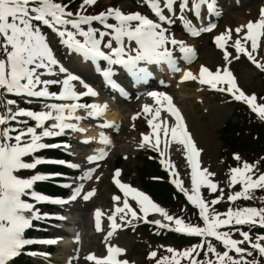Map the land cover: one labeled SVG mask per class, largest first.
<instances>
[{"label":"snow or ice","instance_id":"6c2138e0","mask_svg":"<svg viewBox=\"0 0 264 264\" xmlns=\"http://www.w3.org/2000/svg\"><path fill=\"white\" fill-rule=\"evenodd\" d=\"M96 2L97 0H82L80 7L73 12L69 4L56 0H0V264H15V260L21 255H35L26 251L30 245L57 243L54 239L25 238L26 230L34 227L33 221L52 217L40 213L35 204L27 202L24 197L36 204L63 205L75 201L81 195L80 186L73 189L70 199L67 200L51 198L34 190L37 182L53 179L60 175L58 173H36L28 178H22L18 173L35 170L41 164L52 163L78 168V165L68 164L63 160L53 161L37 157L35 153L60 146L44 143L45 139L64 136L69 132L81 133L83 129L79 126V121L82 117L77 115L78 111L83 110L88 118L99 119L108 107L106 104L101 106L80 102L83 97L95 98L98 93L79 75L70 72L57 58L44 29L55 35L59 45L69 56L76 55L82 62L94 66L103 83L119 96L126 98L127 91L115 79L121 72L130 78L133 85H146L153 75L149 66H164L171 72L180 71L174 52L178 51L180 59L187 63L195 58V49L183 40L176 39L170 32L171 26L180 22L183 30L195 38L213 31L216 27L214 23L195 26L196 20L203 19L202 8L206 9L208 15H220L218 0H142L153 18L139 12L125 14L114 8L96 15L85 14V6H93ZM110 20L114 22H109ZM231 31L226 30L225 34L216 36L214 41L224 51V60L228 63L231 60L226 44L231 39ZM235 32L239 38L232 45L236 53L233 59L246 56L258 69L264 71V64L259 63L254 55L264 38V9H261L260 17L255 22L249 21L236 28ZM249 44L250 49L246 47ZM189 80H196L201 85L209 86L211 90L231 95L236 101L246 104L252 113L264 121V104L258 103L255 94L246 95L238 87L235 76L227 66L218 68L215 72L201 66L198 77L185 71L181 82ZM77 84L85 91L77 92ZM55 85L60 86L58 93L49 90L50 86ZM148 95L160 107L155 110L148 105L143 107L145 114H151L148 124L152 133L151 136L142 135L141 147H151L160 154L161 163L173 177L171 182L198 210L203 226L188 224L169 215L143 192L114 179L115 185L123 194V200L118 196L113 197L116 206L112 215L107 217L110 230L106 239L124 225L143 220L159 228L202 238L201 243L180 253H174L169 248L167 251L173 253L172 257H165L157 264H180L181 258L188 259L189 264H259L256 256L264 258V234H258L253 240L250 231H243L237 226H248L250 230L256 227L264 229V197H259V207H237L229 208L224 213L217 212L214 206L222 201L224 190L210 179L214 173L201 168L198 159L201 150L187 131L181 113L173 105L171 97L154 91ZM17 98H26L29 104L33 100L64 103H45L46 111H32L18 107ZM162 108L175 118L176 123L171 128L166 121H159ZM29 120L34 122V126L29 125ZM49 121L52 123L49 124ZM99 127L118 129L119 125L104 122ZM99 142L106 146L110 144L103 134ZM172 143L181 145L186 154L185 158L191 169L190 191L178 179L175 166L164 158ZM64 147L69 145L65 144ZM106 155V151L102 150L89 157L88 162L96 163L105 159ZM26 157H31V160H26ZM234 159L239 161V155H234ZM92 171L90 169L81 179H90ZM120 174L117 170L114 176L118 178ZM228 183L230 188L240 185V191L228 195L229 203L238 200L256 201V193L264 191V172L257 174V164L244 162L241 166L230 169ZM63 187L70 185L65 184ZM202 189H207L209 194L219 191L221 195L206 200ZM93 195L94 191H89L82 198L87 201ZM129 199L135 201L139 213L130 205ZM152 213L158 214L162 220L148 221L147 217ZM103 215L99 209L94 213L97 231H101ZM233 229L241 239L233 238ZM213 239L220 242L223 251H217L211 242ZM201 252L209 258L197 260L195 257ZM123 255V249L109 245L105 257L98 258L89 254L85 259L93 264H129L127 260L120 259ZM155 257L156 253L152 252L150 258Z\"/></svg>","mask_w":264,"mask_h":264},{"label":"rangeland","instance_id":"374dc122","mask_svg":"<svg viewBox=\"0 0 264 264\" xmlns=\"http://www.w3.org/2000/svg\"><path fill=\"white\" fill-rule=\"evenodd\" d=\"M69 1L70 10H72L73 12H75L82 4V0ZM242 1L240 2V4L238 3V5H236L237 2L235 1V7H232L230 6L232 4L228 3L229 1L224 0L223 2H221V4H224V6H222L219 16H209L203 10V19L199 20V22H201V26H206L208 23H214L216 24V27L213 29V31L202 33L195 39L190 38L189 34H187L183 30V28H180V24H182L180 22H177L174 26H171L170 32L175 37L183 40L188 46H191L195 49L196 56L194 60L197 61L192 68H195L196 64H199V66L196 67V70L201 66H205L210 71L215 72L218 68L223 69L225 66H227L235 76L236 81H238V87L246 95L255 94L257 96L258 103L264 104V77L263 79H261L258 75L259 73L262 74L264 71L258 69L251 61L248 60L246 56L241 55L239 59H233L236 53L234 51V48L232 47L235 40L239 38L235 32L236 28L233 26V24L235 25L237 23V26H239L238 21H241L240 19L242 18L245 20L251 19L253 22H255L260 17L261 9H264V7H260L261 9L259 8V5L262 6L264 0H253L249 1V3H242ZM56 2L62 3L63 0H56ZM86 7L88 9H86L85 14L90 15L105 12L109 8L120 9L125 14L128 11L140 13V9L136 10L130 7L127 3H125V0H97L95 5ZM253 9L254 11L260 9V12L258 13L256 18H253V16H247L248 13ZM228 27H231L229 29H231L232 31L230 33L231 39L228 40L226 49L230 54L231 63H228L224 60V51L219 49L214 42L215 36L225 34ZM44 32L46 35H48L50 46L54 49L57 54V58L61 60L63 65L67 67L70 72H72L73 74H77L80 77L82 72H84L83 77H86L88 80H92L91 76L93 75L91 73L89 63L82 62V60L76 55L69 56L66 51H64V49L58 44V41L54 37V34L50 32V30L45 28ZM242 34L243 32L241 33V35ZM246 47H249L250 49V44L246 45ZM174 55L176 56L178 62H182L180 59V53L178 51L174 52ZM254 55L259 63L264 64V38H262L261 47L256 53H254ZM180 69H182V66L180 67ZM88 73L91 76H89ZM52 78L55 77H45V79ZM84 81L91 87H93V89L98 93L97 97H89L88 99H91V101H103L104 104L108 106V108L115 111L117 113L116 117L118 120L116 122V125H119V127L118 129H112V131H114L112 133L113 141H111L112 146H110V148L106 150L107 158L97 163L88 162L89 157L96 155L92 145L86 148H79L77 144H75L74 142H70L69 147L65 148L64 145L57 144L60 145L57 148L64 147L65 150L70 152L73 156V164L79 166L78 168H76L78 175L75 176L76 178H74V182H76L78 176L83 177L85 173L90 169L93 170L91 173V178L83 179L84 184L80 185V187L84 189L82 193L87 194L89 191H94V195L89 200L85 201L82 198L84 194L81 193L82 195H80L77 200L71 204L72 211L69 212V216L76 223L70 225L74 226L73 230L76 232L74 235L76 241H74V243H71V245L69 246L72 247V249H70V253H67L69 251L61 249L51 250L48 255L42 256L39 254V257L37 258L32 257L29 263L65 264V260L68 261V258L66 257H71L73 259L71 260V262L68 261V264H93V262L86 260L85 257L89 254H93L98 258L105 257L107 255V246L111 245L124 250V255L121 256L120 259L127 260L129 264H157L158 261L165 257H172L173 253H169L167 251L169 248L173 249L174 253H180L187 249H190V247L186 245L193 237L190 238V236L188 235H175L172 237L175 243H169L168 241H166V239H161V230L157 229L155 226L149 227L147 234L150 233L151 235L155 236L157 240H147V236L145 237V240V238L141 235L139 229H134L135 226L138 223L143 222V220L132 221L130 225H124L122 228L117 229L110 238L106 239L107 233L110 230L107 217L112 215L114 207L116 206L114 204L113 197L118 196L121 198V201L123 200V194L115 185L114 179H119L122 183H125L143 192L154 203L167 211L169 215L180 218L184 220L185 223L199 225L201 227L203 226V223L199 217L198 210L187 201L183 193L180 192L171 182L173 177L170 175V172L165 167V165L161 163L162 157L160 156V154L157 151L153 150L151 147H141L142 135L151 136L152 129L148 125V120L151 119V117L145 116L144 118V116H141V105H139L137 101L132 100L136 99L137 95L133 96L129 100L118 101L115 98H108L109 96L101 92L98 89L97 85H95L92 81H87L86 79H84ZM166 82L169 83V86L162 87L163 85H165L163 83ZM157 84H159L160 90L173 95L178 105L181 106L183 116L186 120L187 128L192 134L191 137L195 140L194 142L197 148L201 150V154L198 158L201 168H206L210 173H214V176L210 177V179L214 183H216L220 189L224 190L222 201L228 202V195L240 191V185H236L233 188L229 187L228 181L231 168L239 167L244 162H248L249 164H257V174L264 172V166L261 165V162L264 165V159H262L264 158V153L260 152L250 155L249 149L244 148V150L241 152V149L237 148L239 143L245 145L252 144L257 141L260 142L258 136H256V133H254V130L251 129L250 125H246L248 126L247 129L243 130V132L239 136H236L235 133H226V135L220 137L219 131L221 125L228 119L231 120L230 123H238V119L244 116V118L248 119V123H250L249 121H255L257 123L264 124V121H261L254 113H252L246 104L240 101H236L231 95L227 93L226 94L228 95V97L232 99H229L222 94L219 95L216 92H212L209 88L201 87L196 84L194 80L185 81V83L177 85L173 82H169V79L165 77V79L158 78ZM49 90L58 93L61 89L59 85H55L50 86ZM76 91L83 92L85 91V89L77 84ZM17 100L19 101L18 107H26L28 110H32V108H34L35 111H46L47 109L44 108L45 103H64L62 101L52 100H33L32 103L29 104L27 103L26 98H17ZM80 102L84 103L83 99ZM231 103L236 104L237 111L234 113V116L232 114ZM153 104H156V102H154ZM78 112V115L82 117L81 121L87 122L88 118L86 116V113L83 110H80ZM133 117L136 118L132 120ZM131 120L138 126H141V123H147V127L144 124V126L140 129L141 131L135 132L134 130H131ZM159 121H166L169 128L173 126V123L166 118L159 119ZM48 123L50 124L52 123V121H49ZM29 125L34 126V122L29 120ZM13 126L19 127V125ZM37 131L39 132L40 129H37ZM261 136L262 138H264L263 134H261ZM47 140L48 139H45L43 142L47 143ZM250 146V148H254L253 145ZM144 148L145 151L148 150L153 152V161L151 162L155 165V172L163 173L165 180L163 183L165 185L170 184V187L172 189L174 188L176 191L180 192L179 194H181V196L175 199V204L177 206L166 199L160 200L159 198H155L154 196H152L151 193H148V191L144 189V187L141 185V182H139L137 175L134 174L135 170L137 171L136 161L138 160L134 158L137 153H139ZM161 148L163 149V138ZM41 151L35 153V156L37 155V157H40ZM234 155H239L240 160H235ZM120 156L123 157L122 161H120L121 163L119 168L121 170V174L118 178H116L115 176L110 174L113 172L111 171V169L115 157ZM185 157L186 156L184 155L182 146L172 143L168 147L164 158L166 160H170L171 163L175 166V172L177 173L178 179L182 181L183 187L186 190L190 191L191 169ZM25 159L29 161L31 157H26ZM33 171L25 170L18 173V175H20L22 178H28L27 175L29 173H32ZM201 191L206 200H211L221 195L219 191L214 194H209V191L207 189H202ZM256 195L258 198L256 201L238 200L234 203H231L234 204V206H231L229 208L246 206L259 207L261 206L259 203V197H264V191H258ZM25 198L26 197H24V199ZM222 201L214 206L216 211L217 209L225 210L224 205L222 206L221 204ZM29 203L35 204V207L39 209L41 213H46L47 207L45 208V206L36 204L35 201ZM129 203L139 213V208L136 205L135 201L129 199ZM225 207L228 206L225 205ZM97 209H99L104 214L101 217V231H97L95 227L94 213ZM47 210L50 212H54L51 210V208ZM226 211H228L227 208ZM158 216V214L154 213L149 214L147 220L153 221ZM39 221H35L34 230L36 231V233V229L41 226L40 224H37ZM119 222V217H117V223ZM237 227H241L243 230V226ZM223 230L228 229H222V231ZM232 231L234 233V239H241V237L235 233L234 229ZM256 231L257 232H254V234L252 233L253 240H255V237L258 234H264V229H258L256 227ZM35 234L32 233L30 238L34 239ZM150 240L153 241L150 242ZM211 242L216 247V249L217 246L222 248V250L217 249V251H223V247L220 242L215 241L214 239L211 240ZM195 245H197V242H194L192 247H194ZM242 247H244V245H242ZM204 250L206 251V248ZM152 252L156 253L155 258H150V254ZM230 255L234 254L230 253ZM195 258L202 261L209 257H205L203 255V252H201V254L199 256H196ZM211 258L214 259V257ZM246 259H252V257H246ZM256 259L259 261V264H264V258L256 256ZM180 264H189V260L181 258Z\"/></svg>","mask_w":264,"mask_h":264},{"label":"trees","instance_id":"16d2710c","mask_svg":"<svg viewBox=\"0 0 264 264\" xmlns=\"http://www.w3.org/2000/svg\"><path fill=\"white\" fill-rule=\"evenodd\" d=\"M246 125H250L251 126V129L254 130V133H256V136H258L259 138V141L262 142H255V143H252V144H238L237 148L241 149V152L245 149H249V154L250 155H253V154H256V153H264V138H262L261 134L264 135V128L261 126V125H258L256 124L255 122H250L248 123L246 118L243 117H240V122L238 123H230L229 121H227L226 123H224L221 127V130H220V137L223 136V135H226V133H235L236 136H239L243 130L247 129L248 126ZM222 143V142H221ZM250 145H253L254 148H250L251 146ZM45 154H47L48 156H52V157H61L56 151H52V152H49V151H46ZM261 165H263V163L261 162ZM137 177H138V180L139 182H141V185L144 187V189H146L148 191V193H151L152 196H154L155 198H159L160 200L162 199H166L168 200L169 202L175 204V199L179 198L181 196V194H178L174 191V189H172L170 187V184L166 185L163 183L164 180V176H163V173H160V172H155V165L154 163L152 162H149L147 160H144V162L139 166L137 167ZM149 175L151 176H158L159 179H161L160 182L159 180H156L155 179H152L151 177H149ZM37 189H41L45 192H48V193H56L57 189H54L53 186L51 185H47V184H37L35 186ZM171 189V190H170ZM175 193V194H174ZM178 194V195H176ZM176 197V198H175ZM222 206L226 205L228 207H231V206H234V205H228V203H226V201H222ZM175 206H177L175 204ZM141 230L142 231H145V235L147 234L148 230H149V227L150 225L148 224H141ZM144 227V229H143ZM146 229V230H145ZM161 229H164V228H161ZM175 232L172 231V230H168V229H164V230H161V239H170V237L172 238L173 236H175ZM152 238H154L155 236L151 235ZM17 262H20L21 264L24 263L21 258L17 259L16 260Z\"/></svg>","mask_w":264,"mask_h":264},{"label":"bare ground","instance_id":"6f19581e","mask_svg":"<svg viewBox=\"0 0 264 264\" xmlns=\"http://www.w3.org/2000/svg\"><path fill=\"white\" fill-rule=\"evenodd\" d=\"M261 2H262V1H261ZM260 4H261V3H260ZM260 7H264V4H263L262 6L260 5L259 8H260ZM260 9H261V8H260ZM260 9H259V10H255V11H254V9L251 10V11L248 13L247 16H248V17H250V16L252 17V16H253V18H254V17L256 18L257 15H258V13L260 12ZM240 20H241V21H238L240 27L246 25L249 21H252L251 19H250V20H245V19H243V18L240 19ZM252 22H253V21H252ZM228 24H229V23H228ZM228 26H229V25H228ZM230 26H231V25H230ZM233 26H234L235 28H238V27H239V26H237V23H236L235 25L233 24ZM229 28H231V27H228V29H229ZM228 29H227V30H228ZM245 30H246V29H245ZM242 35H243V34H242ZM200 68H201V67H200ZM200 68L197 69V70H196V69L193 70V72H194V74H195L194 76H197V73H199ZM164 93H165V92H164ZM136 94H137V98H136V100H137V102L139 103V105L142 104V102H144V101L146 102V101H149V100H150V101L153 100V98L150 97L149 95H148V96H149V100H148L146 96H144V95H142V94L139 96V93H136ZM94 101L96 102L95 104H98V105H101V106L104 105L103 103H100V102H98V101H96V100H94ZM135 104H136V103H135ZM108 109H110V108H108ZM116 115H117V113H116L115 111H114V112H113V111H111V112H110V111H109V112L106 111V112L103 114V116H102L101 118H102L103 120L107 121V122H109V121H110V122H113V121H115V116H116ZM206 144H207V143H206ZM207 146H208V145H207ZM208 147H209V146H208ZM106 150H107V149H106ZM184 155L186 156L185 152H184ZM155 219H159V217H156ZM160 219H161V218H160ZM69 224H71V223H69ZM53 236H54V237H58V236H59V237H62L61 234H59V233H58V234H54ZM63 238H64V239H65V238L68 239L66 236L63 237Z\"/></svg>","mask_w":264,"mask_h":264}]
</instances>
